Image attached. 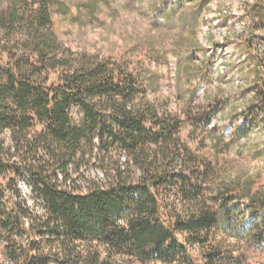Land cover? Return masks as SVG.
Returning a JSON list of instances; mask_svg holds the SVG:
<instances>
[{
  "label": "trees",
  "instance_id": "16d2710c",
  "mask_svg": "<svg viewBox=\"0 0 264 264\" xmlns=\"http://www.w3.org/2000/svg\"><path fill=\"white\" fill-rule=\"evenodd\" d=\"M55 7L64 11L56 0L0 6V256L11 264H214L219 249L199 262L178 237L204 249L217 218L202 198L200 163L187 160L174 138L179 120L160 114L142 78L123 66L58 54ZM256 8L264 5L252 7L255 22L262 19ZM92 157L104 176L78 185ZM23 174L37 209L20 191ZM166 188H176L189 208L164 222L159 195ZM244 195L264 203L250 190Z\"/></svg>",
  "mask_w": 264,
  "mask_h": 264
},
{
  "label": "rangeland",
  "instance_id": "374dc122",
  "mask_svg": "<svg viewBox=\"0 0 264 264\" xmlns=\"http://www.w3.org/2000/svg\"><path fill=\"white\" fill-rule=\"evenodd\" d=\"M56 1L67 8L51 12L58 54L123 66L142 78L146 100L160 114L179 120L174 138L187 160L200 163L202 198L217 214L204 249L178 234L193 259L203 262L204 251L219 249L214 264H264V203L244 195L250 190L264 198V8H256L262 18L257 22L250 16L264 0ZM6 4L0 0L1 7ZM250 30L256 36L247 45ZM109 156L126 163L124 153L111 150ZM92 158L80 169L78 185L104 176L99 159ZM17 182L32 208H39L29 176ZM159 199L164 222L174 209L183 214L189 208L176 188L161 191ZM0 264L11 262L2 255Z\"/></svg>",
  "mask_w": 264,
  "mask_h": 264
}]
</instances>
